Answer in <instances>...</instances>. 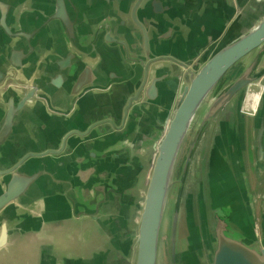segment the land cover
<instances>
[{"label": "water", "instance_id": "95a60500", "mask_svg": "<svg viewBox=\"0 0 264 264\" xmlns=\"http://www.w3.org/2000/svg\"><path fill=\"white\" fill-rule=\"evenodd\" d=\"M257 1L262 11L256 21L236 30L241 9L235 0L236 13L224 28L193 54L179 57L164 49L163 39L177 29L168 25L170 36L161 33L167 6L161 0H0V250L10 238L18 242L13 235L37 231L54 203L60 217L54 222L88 218L94 240L104 247L82 264H119L127 253L132 264H177L179 220L188 235L185 251L195 247L201 254L205 246L208 264H264V173L254 168L260 191L256 211L244 141L237 128L226 126L234 109L218 119L206 187L202 166L210 134L201 144L194 176L187 178L205 127H212L237 95L236 110L245 114V88L264 82V0ZM200 7L201 2L194 4L189 14ZM118 67L124 76L112 70ZM165 78L175 85L166 92L170 105L155 116L156 129L140 134L127 120L148 113L146 101L156 97ZM52 86L64 90L53 93ZM98 97L104 101L96 105ZM84 103L94 106L87 115L83 109L79 113ZM59 117L70 119L53 144L46 130ZM249 117L258 163L264 159V87ZM17 134L24 138L17 140ZM30 134L39 140L33 143ZM115 142L136 153L129 172L123 165L119 169V179L129 175L133 193L144 160L138 146L150 151L137 202L132 195L127 201L130 188L115 181L119 173L109 178L107 160ZM186 181L196 202L182 209ZM111 247L119 250L117 263L108 255ZM185 251H180L183 261Z\"/></svg>", "mask_w": 264, "mask_h": 264}, {"label": "crops", "instance_id": "0c3cea01", "mask_svg": "<svg viewBox=\"0 0 264 264\" xmlns=\"http://www.w3.org/2000/svg\"><path fill=\"white\" fill-rule=\"evenodd\" d=\"M162 3L166 6V9H164V19L165 24L160 29L161 33H166L168 30V25L173 26L174 29H177V31L181 30L182 34H176L175 31H173L171 37L164 38L163 40L166 41L164 44V49L166 50L167 54L177 55L179 57H185L189 54H193L195 52V49L201 48L205 45L207 42V37H213L216 34L221 31V29L224 28V25L227 21L233 18V16L236 13V4L235 0H161ZM201 2L202 7L198 10V12H193L191 15L189 14V9L194 4H197ZM116 2L114 3V7L116 6ZM101 8L102 5L99 4ZM238 9H241V14L239 16L238 22H236V30L240 31L244 27L248 26L250 23L256 21L262 11V1H254V0H238ZM94 9H97V7L94 6ZM167 22V23H166ZM169 23V24H168ZM166 36H170L167 35ZM177 38V40H175ZM174 44L170 47L169 43ZM170 47V48H169ZM165 63V62H163ZM112 69V68H111ZM121 68H117L116 70L112 69L114 72H118L121 75L124 76V71L120 70ZM170 78H165L163 80V83L158 87L155 95V98H152L150 100H147V104L149 105V108H146L148 113H142L139 115V119H134V117L128 118L127 122L129 125H134L137 129V132L140 134H145L146 132L152 131L154 128L156 129V126L159 124L158 119H154L155 116L162 112V110L167 109L170 105V97L168 96L169 91L173 89L175 86L171 87L166 83L167 80ZM123 82H117V85H121ZM130 84V83H129ZM132 84V83H131ZM264 82L262 80V84L259 81H256L249 86H247L244 90V98L241 100V112L245 113L243 115L239 114L236 110V107L238 106V98L237 95L234 97L224 108L221 110L217 116L215 121L213 122L212 127H210V123L205 127L203 132L201 133L200 138L198 139L192 162L188 171L189 178L191 175L194 176V173L197 170V164H198V154L199 152L204 148L201 147V144L204 142L205 138L209 135V144L206 147V158L203 160L204 165L202 166L204 176L202 183L204 185V188L207 185V171H208V153L210 150V145L212 143L213 135L216 132L218 128V119L220 115L225 112L227 109H234L232 113V120L227 119L228 126L227 130H231L235 127L237 128V132H239L240 137L244 141V147H243V153L245 158V163L247 166V173L249 178V185L250 190L253 193L254 201L253 203L256 205V211L258 209V206L260 205V191L257 183V174L254 171V168L257 167L260 170V174L264 173V159H261L258 163L254 159L253 152V120L251 117H249L250 113H253L256 103L258 101L260 92L262 88L264 87ZM255 86V87H254ZM258 87V91L255 92L252 98L251 105H249L250 110H245V104H247V101L250 99L251 96V88ZM51 89V92L53 93H62L64 90V86L61 87H49ZM66 88V87H65ZM166 92L168 94H166ZM159 93V94H158ZM256 102L254 103V98H256ZM95 99H93L94 101ZM97 104L99 105L102 101H104L101 98H96ZM84 103L82 107L79 109H83L84 115H87L91 109L94 108L88 107L89 105H85ZM60 102L54 101L53 106L57 109H60L59 107ZM94 105V102H93ZM76 105L73 107L75 109ZM71 110V112L73 111ZM162 109V110H161ZM87 110V112H86ZM117 112V107H115V119H119V115ZM150 113V115H149ZM153 117V119H152ZM69 117H62V118H55L54 120L51 119L50 121L52 123L51 127H48L46 130L47 134L51 137L50 142L53 144H58L59 140L62 135H60L64 128L67 126L66 124L69 121ZM85 120L84 118L82 121ZM120 120H118L116 123H119ZM57 125V127H56ZM127 125V123H126ZM137 125V126H136ZM224 130H226V127H223ZM56 131V132H55ZM55 132V133H54ZM228 135L231 134L230 132L225 131ZM109 133V135H113ZM222 133V131H221ZM35 134H30L31 140L33 143H36L37 139ZM24 138V135H16L17 140H22ZM115 138H123L120 137L117 133H115ZM27 138L26 140H28ZM118 139V140H119ZM79 140H77L74 143V146L76 147ZM123 143L115 142L114 147H111L113 150L112 154L108 156L107 162L109 163L107 168L109 172V178H113V173L116 174L119 173V169L122 168L123 165L124 168H128V172L131 169L130 160H132V157L135 158V152L132 149H123L121 148ZM264 144V139H263ZM140 148V151L143 152L144 160L141 163V172L139 175V181L136 182V178L134 179V183L136 184L135 187V193H133V186H130V177L128 175L127 178L119 179L120 173L116 175L115 181H118V183H121L125 186L127 184V188H130L128 191V199L131 198V195L134 198V202H137V197L139 198L142 195L143 192V185L145 180V173L147 171V161L150 155V151H145V146H138ZM264 149V145H263ZM18 152V151H16ZM264 158V152L261 155ZM123 157L126 160H123L124 162L121 163L122 160L120 158ZM114 161V162H113ZM261 162V163H260ZM101 164V163H100ZM99 165V164H98ZM100 166V165H99ZM101 167V166H100ZM140 167V168H141ZM103 169V168H102ZM126 172V169L124 170ZM127 179V180H126ZM202 179H200L201 181ZM129 183V184H128ZM134 184V185H135ZM201 191V192H200ZM126 192V191H125ZM193 192V193H192ZM198 192L202 193V186H198ZM196 192L193 191L192 187H189L188 182L186 181L184 186V192H183V200H182V209L187 208L188 203L195 204V194ZM55 202V201H54ZM191 205V204H190ZM50 206V204H49ZM133 217L136 220V209L132 208ZM51 212H49L46 215V222H41L40 227L37 229V231H28L25 232V234H15L12 237H17L18 242L13 243V241H10L8 244L5 245V248L0 250V264H82V260L89 257L94 251L101 250L104 247L97 243L96 238L97 233H93L92 229H89V223L90 219L88 218H82L80 220L75 218H69L67 220H61L60 223L54 222L55 219L60 218L57 216V213H55V205L53 203L52 208L50 209ZM187 210V209H186ZM117 214V210H115V215ZM130 215V214H129ZM116 217V216H115ZM91 224V223H90ZM91 236V240H87ZM119 250L116 251L115 247H111L108 250V255L110 257L111 261L118 260L117 253ZM132 255L130 253L126 254V258L121 261L119 264H132Z\"/></svg>", "mask_w": 264, "mask_h": 264}, {"label": "rangeland", "instance_id": "374dc122", "mask_svg": "<svg viewBox=\"0 0 264 264\" xmlns=\"http://www.w3.org/2000/svg\"><path fill=\"white\" fill-rule=\"evenodd\" d=\"M255 87V86H254ZM252 87L251 88V96H250V99L247 101V104H245V110H250L249 108V105H251V102H252V98H253V95L255 94V92H257L258 90V87L254 88ZM170 209H171V205L168 206V210H167V213L170 212ZM187 231L185 230V227H182L181 225V222L179 220V228H178V232H177V235H176V258L177 259H180V251L182 253V251L184 252L186 249H187ZM161 254H163V251L165 250L164 248V238H163V242L161 243ZM163 264H166V263H163ZM208 264V263H206Z\"/></svg>", "mask_w": 264, "mask_h": 264}, {"label": "flooded vegetation", "instance_id": "af4514ba", "mask_svg": "<svg viewBox=\"0 0 264 264\" xmlns=\"http://www.w3.org/2000/svg\"><path fill=\"white\" fill-rule=\"evenodd\" d=\"M206 254L207 253H205V246L202 245L201 254L194 247L193 252H190L189 250L185 251L184 255H185V257H188L187 261H183L181 259H177L176 262H177V264H197V262L199 264H206V263H208L207 260H206V258H207ZM194 256H195V258H194ZM196 259H197V261H196Z\"/></svg>", "mask_w": 264, "mask_h": 264}, {"label": "bare ground", "instance_id": "6f19581e", "mask_svg": "<svg viewBox=\"0 0 264 264\" xmlns=\"http://www.w3.org/2000/svg\"><path fill=\"white\" fill-rule=\"evenodd\" d=\"M256 99H257V97H256V98H254V103L256 102Z\"/></svg>", "mask_w": 264, "mask_h": 264}]
</instances>
